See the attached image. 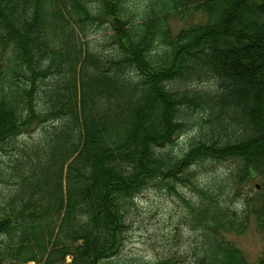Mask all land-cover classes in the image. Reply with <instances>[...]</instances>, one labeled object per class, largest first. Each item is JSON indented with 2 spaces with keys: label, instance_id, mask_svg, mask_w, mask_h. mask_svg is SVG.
Instances as JSON below:
<instances>
[{
  "label": "trees",
  "instance_id": "1",
  "mask_svg": "<svg viewBox=\"0 0 264 264\" xmlns=\"http://www.w3.org/2000/svg\"><path fill=\"white\" fill-rule=\"evenodd\" d=\"M128 2L0 0V264H150L121 251L153 189L185 208L151 264H249L226 235L264 229L243 192L264 178V0Z\"/></svg>",
  "mask_w": 264,
  "mask_h": 264
},
{
  "label": "rangeland",
  "instance_id": "2",
  "mask_svg": "<svg viewBox=\"0 0 264 264\" xmlns=\"http://www.w3.org/2000/svg\"><path fill=\"white\" fill-rule=\"evenodd\" d=\"M142 0H130L128 2L132 9H140ZM191 16V17H190ZM186 22L179 19H174L173 28L174 33L180 32L184 27L189 24L202 23L204 17L202 15H190ZM194 136L193 132H186L180 136L176 142V154H181L188 149L189 142ZM197 167L199 173L207 175L211 179H218L221 181L223 178H228L236 169L234 163L219 164L213 166L208 163L205 166ZM264 183V178L256 177L253 182L243 184V192L246 194L255 193V187H259V193H263L264 189L260 187ZM185 192H188L185 190ZM241 199H238L240 202ZM241 204H236L234 209L240 207ZM140 208V216L130 221V230L128 232V240L121 251V256L128 258L133 262L153 263L156 262L158 255L169 253L167 249V235L166 231L174 226L180 224V214L183 213L185 208L183 201L174 196V199L166 198L160 190L153 189L147 191L138 201ZM252 223L249 230L243 234L238 235L231 233L227 239L232 245L240 249L250 264H260L264 259V230L258 226L256 220L252 217ZM134 221V222H133ZM185 227V226H184ZM186 228V227H185ZM184 236L175 234L172 240L177 239L180 243L183 242L180 255H193V248L189 242L196 239V235L192 234L187 228L185 229ZM176 246L172 251H176ZM185 251V252H183ZM156 264V263H155Z\"/></svg>",
  "mask_w": 264,
  "mask_h": 264
}]
</instances>
